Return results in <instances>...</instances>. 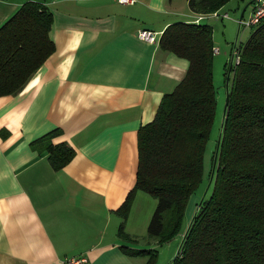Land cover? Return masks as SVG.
Wrapping results in <instances>:
<instances>
[{
	"label": "crops",
	"instance_id": "obj_1",
	"mask_svg": "<svg viewBox=\"0 0 264 264\" xmlns=\"http://www.w3.org/2000/svg\"><path fill=\"white\" fill-rule=\"evenodd\" d=\"M24 1L0 0V24ZM41 1L54 49L18 91L0 96V264H63L72 254L144 264L145 255L120 248L138 245L118 238L115 210L135 182L137 129L188 61L137 30L162 31L196 13L188 0ZM60 141L74 155L53 169L46 146ZM148 196L136 191L125 219L137 238L152 214Z\"/></svg>",
	"mask_w": 264,
	"mask_h": 264
},
{
	"label": "trees",
	"instance_id": "obj_2",
	"mask_svg": "<svg viewBox=\"0 0 264 264\" xmlns=\"http://www.w3.org/2000/svg\"><path fill=\"white\" fill-rule=\"evenodd\" d=\"M228 1L188 0V6L197 15ZM202 20L172 22L158 39L161 48L188 64L174 88L161 96L153 118L137 129L135 182L115 210L121 218L117 235L137 241L124 223L141 190L156 198L146 235L158 244L175 237L181 242L168 264H264V17L251 25L238 46L239 60L230 68L210 193L194 202L185 219L188 200L202 181L203 155L216 118L212 27ZM51 22L52 13L41 0H27L0 24V96L18 91L53 51ZM46 152L53 169L74 155L64 141L48 142ZM120 248L128 255H145L144 264L156 256L152 247Z\"/></svg>",
	"mask_w": 264,
	"mask_h": 264
},
{
	"label": "rangeland",
	"instance_id": "obj_3",
	"mask_svg": "<svg viewBox=\"0 0 264 264\" xmlns=\"http://www.w3.org/2000/svg\"><path fill=\"white\" fill-rule=\"evenodd\" d=\"M251 2L249 0H229L225 4V9L222 11H228L229 18H205L203 21L210 24L215 33L216 46L220 49L219 54H214L212 58V81L216 90V118L210 132V139L207 141L206 149L203 155V177L202 181L195 189V191L190 196L186 210L185 219H187V214L192 209L195 201L199 200L203 196H208L211 190L212 181L208 184L209 169H210V158L211 150L213 147V141L217 133V125L219 116L221 119V114L223 111V106L225 102L226 92H225V66L229 65V60L231 56V50L233 48L232 43H236V46L242 45L251 30V26L238 25L237 19L240 18V13L242 12L243 18H246L251 9ZM216 24V25H215ZM215 25V27H214ZM231 49V50H230ZM152 199L151 201V211L153 212L156 198L149 193H147ZM146 226H144V230ZM148 241V243H146ZM139 247H152L155 248L156 256L152 264H168L170 259L174 256V253L178 247L179 238L175 237L171 240L158 244L154 237H148L146 235V230L143 235H139L136 241Z\"/></svg>",
	"mask_w": 264,
	"mask_h": 264
},
{
	"label": "built area",
	"instance_id": "obj_4",
	"mask_svg": "<svg viewBox=\"0 0 264 264\" xmlns=\"http://www.w3.org/2000/svg\"><path fill=\"white\" fill-rule=\"evenodd\" d=\"M134 0H118L120 3H132ZM264 17V0H253L251 3V9L246 18L241 16L237 19L238 25L251 26L259 22ZM205 18H229L228 11H222V9H216L207 13H199L191 21L199 22ZM162 31H156L148 28H139L137 30V36L139 39L149 42L158 41ZM233 44L231 50L232 64H235L239 60L240 49ZM219 48L216 45L212 46V52L217 53ZM63 264H89L88 256L85 254H72L64 258Z\"/></svg>",
	"mask_w": 264,
	"mask_h": 264
},
{
	"label": "water",
	"instance_id": "obj_5",
	"mask_svg": "<svg viewBox=\"0 0 264 264\" xmlns=\"http://www.w3.org/2000/svg\"><path fill=\"white\" fill-rule=\"evenodd\" d=\"M244 9H242L241 13H240V17L242 16V12H243ZM231 65H232V59L230 57V60H229V65H228V68H227V73H226V77H225V92H226V97H225V102H224V106H223V111H222V114H221V119H220V125L223 124V121H224V118H225V114H226V105H227V97H228V90H229V87H228V80H229V74H230V68H231ZM220 132L218 133L217 137H216V146L214 148V155H213V161H212V164H211V170H210V175H209V181H208V184L210 183V181H212V178H213V173H214V169H215V165H216V159H217V153H218V144H219V140H220ZM204 197V196H203ZM201 197V199L203 198ZM200 199V200H201ZM193 217V215H192ZM191 217V218H192ZM191 223V219L186 227V230L189 226V224ZM185 230V231H186ZM181 244V242H180ZM180 244L178 245L175 253H174V256L176 255V253L178 252L179 250V246Z\"/></svg>",
	"mask_w": 264,
	"mask_h": 264
}]
</instances>
